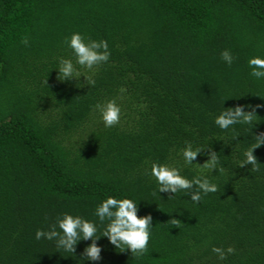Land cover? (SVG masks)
<instances>
[{"label": "trees", "instance_id": "trees-1", "mask_svg": "<svg viewBox=\"0 0 264 264\" xmlns=\"http://www.w3.org/2000/svg\"><path fill=\"white\" fill-rule=\"evenodd\" d=\"M77 32L108 43L107 63L76 65L94 86L57 78L59 58L75 65L64 41ZM253 57L264 59V0H0V264H264V145L253 152L259 172L239 167L264 132ZM111 99L120 123L105 128L94 106ZM257 105L252 124L214 123L225 108ZM189 143L203 151L186 165ZM208 150L223 171L201 166ZM153 162L218 191L168 198L146 174ZM110 196L152 216L145 255L100 237L108 221L95 211ZM65 213L96 225L99 261L82 258L91 240L66 252L35 238ZM213 246L235 253L219 260Z\"/></svg>", "mask_w": 264, "mask_h": 264}, {"label": "clouds", "instance_id": "clouds-1", "mask_svg": "<svg viewBox=\"0 0 264 264\" xmlns=\"http://www.w3.org/2000/svg\"><path fill=\"white\" fill-rule=\"evenodd\" d=\"M65 44L72 50V55L75 58V65L71 59L59 58L58 79L61 81L79 78L82 75L76 65L87 69L96 70L102 64L109 61L110 51L108 43L105 40H88L80 33H73L71 37H65ZM21 43L28 45V38L24 37ZM221 59L229 66L233 63L234 57L229 50L221 52ZM248 65L252 69L251 75L256 78L264 77V59L253 57L248 60ZM87 85H95V80L91 77L84 76ZM47 84V81H45ZM123 91V89H121ZM257 105L251 111H245L243 106L235 108H225L214 120V123L222 130H227L231 126L239 124H252L256 118ZM94 110L98 111L100 118L105 128L115 127L120 123L121 108L115 99L108 100L105 103H97ZM255 135V143L244 152L245 159L239 163V167L251 165L252 172H259V164L257 157L253 152L255 149L264 145V132ZM238 139V136H234ZM203 150L197 148L193 150L191 144H187L180 152L184 164H193ZM209 159L201 165L205 169L211 171H223L222 168L217 169L219 163L218 156L215 151L208 150L206 153ZM150 178H154L158 185L159 193H171L168 198L173 197L178 192H185L194 203L202 201L203 196L209 193L218 191L216 184L211 183L207 178L194 177L189 180L180 174V169L170 167L166 164L153 162L150 172L146 171ZM203 194V195H202ZM137 204L128 198L116 199L108 197L96 208L95 215L99 217L101 223L108 221L102 236L107 237L109 242L120 249V252L130 251L134 258H139L145 255L148 251V243L150 239V229L152 227V216H138ZM169 222L176 228L180 227L181 221L171 219ZM59 229V231L57 230ZM97 227L93 222L84 220L79 216L63 214L62 217H57L56 222L50 225L49 231L37 230L35 238L40 240L46 238L49 241L55 240L58 249H63L66 252H75L76 245L81 240H91L83 253L82 258L85 260L99 261L101 259V247L97 245L96 237ZM211 251L216 254L219 260H226L228 255L235 253V248L232 246L226 249L213 246Z\"/></svg>", "mask_w": 264, "mask_h": 264}]
</instances>
